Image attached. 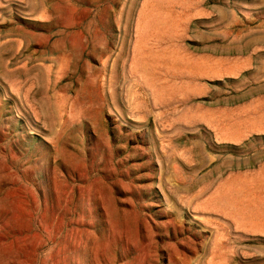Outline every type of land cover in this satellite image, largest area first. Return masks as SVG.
<instances>
[{"label": "rangeland", "instance_id": "374dc122", "mask_svg": "<svg viewBox=\"0 0 264 264\" xmlns=\"http://www.w3.org/2000/svg\"><path fill=\"white\" fill-rule=\"evenodd\" d=\"M0 264H264V0H0Z\"/></svg>", "mask_w": 264, "mask_h": 264}]
</instances>
